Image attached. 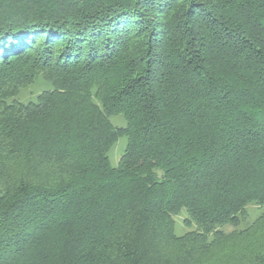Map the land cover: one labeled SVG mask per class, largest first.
<instances>
[{
    "label": "trees",
    "instance_id": "16d2710c",
    "mask_svg": "<svg viewBox=\"0 0 264 264\" xmlns=\"http://www.w3.org/2000/svg\"><path fill=\"white\" fill-rule=\"evenodd\" d=\"M0 264H264V0H0Z\"/></svg>",
    "mask_w": 264,
    "mask_h": 264
},
{
    "label": "rangeland",
    "instance_id": "374dc122",
    "mask_svg": "<svg viewBox=\"0 0 264 264\" xmlns=\"http://www.w3.org/2000/svg\"><path fill=\"white\" fill-rule=\"evenodd\" d=\"M45 88H47V84H44L42 81H38L34 85L23 89L19 95V99L23 102H30V101L35 102V101H37L38 94ZM110 120H111L112 124L116 127H126V125H127L126 119L123 115L111 116ZM127 143H128L127 138L122 137L115 144V146L111 149V152L109 154L111 166L118 167L120 159L125 152ZM259 215H260V210L257 207L250 208L248 217H247V219L244 222V225L242 227L247 226V225L251 224L252 222H254ZM186 217H187L186 211L183 210L182 213L179 216H177L175 219L176 220L175 233L178 236H182L187 232V229L183 224L184 219ZM226 228H228V227H226ZM229 229L230 228H228V230Z\"/></svg>",
    "mask_w": 264,
    "mask_h": 264
}]
</instances>
